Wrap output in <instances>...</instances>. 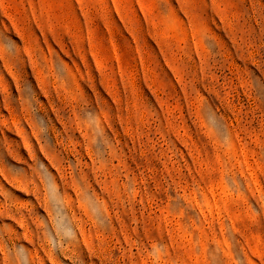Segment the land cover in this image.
<instances>
[{
  "label": "rangeland",
  "instance_id": "rangeland-1",
  "mask_svg": "<svg viewBox=\"0 0 264 264\" xmlns=\"http://www.w3.org/2000/svg\"><path fill=\"white\" fill-rule=\"evenodd\" d=\"M0 264H264V0H0Z\"/></svg>",
  "mask_w": 264,
  "mask_h": 264
}]
</instances>
